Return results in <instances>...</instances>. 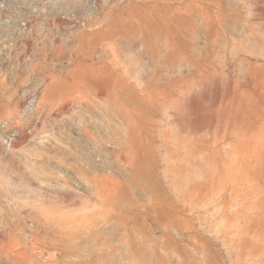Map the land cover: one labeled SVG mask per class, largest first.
<instances>
[{
    "label": "rangeland",
    "instance_id": "rangeland-1",
    "mask_svg": "<svg viewBox=\"0 0 264 264\" xmlns=\"http://www.w3.org/2000/svg\"><path fill=\"white\" fill-rule=\"evenodd\" d=\"M215 1L9 4L0 264H264V0Z\"/></svg>",
    "mask_w": 264,
    "mask_h": 264
},
{
    "label": "built area",
    "instance_id": "built-area-1",
    "mask_svg": "<svg viewBox=\"0 0 264 264\" xmlns=\"http://www.w3.org/2000/svg\"><path fill=\"white\" fill-rule=\"evenodd\" d=\"M14 0H0V23H1V20H3V13L8 9L9 7V4L12 3ZM4 21V20H3ZM18 28L21 29V30H26L28 28V24H27V19L26 18H22L19 20L18 22ZM24 107H29V106H32V107H36L35 105V102L34 101H26L24 104H23ZM8 145L11 144V141L9 140L7 142Z\"/></svg>",
    "mask_w": 264,
    "mask_h": 264
},
{
    "label": "bare ground",
    "instance_id": "bare-ground-1",
    "mask_svg": "<svg viewBox=\"0 0 264 264\" xmlns=\"http://www.w3.org/2000/svg\"><path fill=\"white\" fill-rule=\"evenodd\" d=\"M163 1H166V0H163ZM170 1H172V0H167V2H170ZM179 1V4L176 6V7H174V8H172L171 10H176V11H178V10H181V9H189L190 7H189V4H187V0H178ZM191 1V0H190ZM212 2L213 1H215V0H211ZM261 1V0H260ZM106 2V1H105ZM216 2V1H215ZM258 2V1H257ZM199 3H201V2H199ZM249 3V2H248ZM254 3V2H253ZM167 6H169V4H167ZM189 7V8H188ZM249 7V6H248ZM103 8V7H102ZM196 8H197V10L200 12V11H202L204 8H206V7H204L203 5H201V4H197L196 5ZM191 9H192V7H191ZM104 10V9H103ZM250 10V9H249ZM106 12V11H105ZM248 13V12H247ZM256 13V12H255ZM189 14V13H188ZM254 14V13H253ZM163 15V14H162ZM263 18H264V16H263ZM258 20V19H257ZM143 26V25H142ZM169 43V42H168ZM108 48V47H107ZM37 104V103H36Z\"/></svg>",
    "mask_w": 264,
    "mask_h": 264
}]
</instances>
